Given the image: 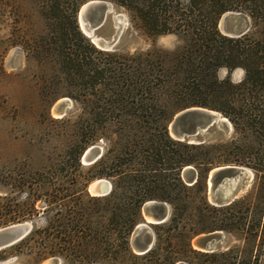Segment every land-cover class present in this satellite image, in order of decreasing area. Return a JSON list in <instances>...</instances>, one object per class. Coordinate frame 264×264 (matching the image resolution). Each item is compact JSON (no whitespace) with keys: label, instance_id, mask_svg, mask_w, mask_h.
<instances>
[{"label":"rangeland","instance_id":"obj_1","mask_svg":"<svg viewBox=\"0 0 264 264\" xmlns=\"http://www.w3.org/2000/svg\"><path fill=\"white\" fill-rule=\"evenodd\" d=\"M40 3V0H0V227L21 221L31 223L29 238L0 249V264H43L49 257H59V264H264V218L260 216L256 224L251 221V213L257 211V207L249 209L244 203L214 205L217 209L210 212V219L225 221L227 217H234L237 220L235 228L217 229L226 234L227 243L214 251H199L190 243L195 235L209 231L191 233L188 220H181L178 226L170 221L172 208L166 201V178L169 176V173L166 174L164 152L166 140L161 125L165 124L168 134L167 125L173 114L187 106L182 107L169 99L166 89L160 86L153 87L144 95H135V102L164 105L169 116L167 120L161 118L163 114L148 122L141 120L140 123L148 128L134 129L135 133L141 135L140 138L135 137L134 146L131 143L124 146L123 137L113 132L117 120H120L116 117L115 109L112 121L116 123L107 126L105 122L106 108L116 105L117 100L113 99L114 80L120 72H130L133 67L135 72L141 68L144 72L160 75L159 61L164 58L167 74L171 68L170 58L181 51L193 57L197 55L195 46L174 33L145 35L132 25L128 12L112 2L113 10L122 13L125 18L122 39L130 46L126 49L102 50L93 44L101 53L85 49L91 61L88 66L101 68L100 76L93 70L77 74L70 72L69 76L66 69L61 70L58 64L60 58L42 52L36 41L40 35L48 32L49 26ZM238 14L246 16L247 32L250 28L249 17L242 12ZM105 26L107 24L95 33L106 32L108 27ZM165 44H171L174 48L170 50ZM148 50L152 55L150 61L146 62L143 54ZM216 76H228L236 82L242 78L243 71L241 68L228 71L225 67H219ZM144 96L150 98L146 100ZM59 98H67L69 106L57 115L51 109ZM166 100L169 101L166 103ZM228 122L230 130L225 137L203 143H223L225 147L222 149L229 153H236L235 142L256 146L255 137L249 130L244 128L243 133L237 134L235 127ZM151 133L156 138L153 145L147 141L152 137ZM94 144L100 147L101 155L99 165L92 166L93 162L87 164L82 161V153ZM132 147L139 149L134 156L129 152ZM145 152L151 155L143 154ZM260 163L263 164V160L260 159ZM185 166L194 171L191 165H184L179 175L186 185H190L186 182L188 175L182 176ZM240 166L252 171V178L242 197L255 185H263L264 177L257 178L254 169ZM99 171L102 175L94 176ZM128 172L135 174L137 179L133 185L124 177V173ZM98 178L106 179L110 184L109 191L102 195L108 200L86 201L85 193L98 197L87 189ZM132 189L136 194L151 193L154 197L149 199H158L170 205L168 219L151 225L154 242L151 251L148 250L150 252L146 254H136L130 248L129 237L134 226L128 236L132 255L119 252L122 250L119 224H115L114 220L107 222L105 218L109 215L107 204L109 209L117 200L124 201L127 192ZM174 191L179 193L178 184L174 186ZM71 192L80 193L92 223L84 222L87 224L78 228L71 220L78 215L75 212L76 204L67 197L52 198L54 193ZM187 193L193 194L186 198L190 203L201 206L206 199L211 204L206 180L204 188L202 185L199 190ZM258 200L255 199V202ZM261 200L264 206V198ZM141 205L136 223L143 220ZM46 220H50L51 224L48 225ZM99 233L101 248L92 241V237ZM51 236L54 239L48 246L50 241L47 239ZM40 243L43 245L41 250Z\"/></svg>","mask_w":264,"mask_h":264},{"label":"trees","instance_id":"obj_2","mask_svg":"<svg viewBox=\"0 0 264 264\" xmlns=\"http://www.w3.org/2000/svg\"><path fill=\"white\" fill-rule=\"evenodd\" d=\"M86 0H40L44 18L48 21V32L40 35L36 41L45 54H55L58 64L67 70L69 76L79 72H95L100 76L102 69L91 68L90 57L87 49L101 53L78 29L76 22V10ZM124 8L132 25L147 36L163 33H174L182 37L184 41L195 46L197 55L189 56L188 52H179L169 60L171 67L166 74V61L160 59V75L144 72L138 69L130 72H120L113 89L116 105L107 107L105 110V122L107 126L113 120L114 109L117 120L115 134L123 137L124 146L129 143L135 145V137L141 135L134 129L142 127L140 121L148 122L158 114L161 118L169 116L167 108L160 104L135 102V95L149 93L153 87H164L168 98L183 106H200L215 109L221 112L236 129V133H243V129L249 130L254 135L256 146L250 143H234V151L225 152L223 143L204 144L187 143L172 139L165 131V124L161 125L162 134L166 140V201L171 204L172 212L170 221L178 226L181 220H188L191 233L197 231H212L217 229L230 230L235 228L237 220L233 217L225 218V221L210 219V212L217 209L214 205L203 200L201 206L190 203V195L187 191H196L204 188L208 171L218 165L233 164L245 165L254 169L257 178L264 177V0H109ZM226 11L242 12L249 17L250 28L247 32L234 37L221 34L217 28L218 19ZM86 49V50H85ZM143 60L149 62L152 55L146 51ZM128 67L131 65H127ZM147 69H152L146 66ZM225 67L228 71L241 68L243 76L233 82L228 76L218 78L216 69ZM92 77V75H90ZM147 100L150 97L144 96ZM169 100H166V103ZM105 123V124H106ZM140 132V131H139ZM143 132H147L143 130ZM142 132V133H143ZM148 142L153 145L156 138L151 133ZM90 141V140H89ZM181 147V149H180ZM133 148V147H132ZM139 149L129 152L134 156ZM140 150H148L140 148ZM233 149H230V151ZM249 155H245V153ZM148 154L149 153H143ZM249 156V157H247ZM247 158V159H245ZM249 158V159H248ZM263 160V164L260 163ZM99 159L91 165H99ZM191 165L195 172V181L186 185L179 175L182 166ZM129 182L134 183L135 174L124 173ZM99 171L94 176H100ZM139 181H137L138 183ZM180 186L179 193H175L174 186ZM132 186L130 185V188ZM124 201L117 200L110 205L105 218L107 222L114 220L119 224L118 236L122 241V250L119 252L132 255L128 246L129 233L136 223L139 207L144 200L154 197L151 193H139L132 189L127 192ZM70 198L76 204V218H72L75 225L80 228L85 224L92 223L90 214L85 207L86 202L78 192L70 194H52L53 199ZM87 200H108L105 196L90 197L85 193ZM161 198V197H158ZM255 202V199H258ZM264 183L254 186L246 195L233 200L225 206L244 203L252 211L251 221L256 224L260 216L264 218ZM158 200V199H157ZM178 200V201H176ZM161 201V200H160ZM202 210L206 211L203 212ZM50 225V220H46ZM83 222V223H82ZM87 222V223H84ZM114 230V229H113ZM183 230V229H182ZM254 231L255 229H251ZM97 231V230H96ZM30 232L20 240L29 238ZM100 233L92 237V241L100 247ZM54 237L48 238V246L52 244ZM91 240V238H90ZM40 245V250L43 245ZM101 248V247H100ZM151 251V250H150ZM149 251V252H150ZM148 251L143 253H149ZM220 254H223L220 253Z\"/></svg>","mask_w":264,"mask_h":264},{"label":"water","instance_id":"obj_3","mask_svg":"<svg viewBox=\"0 0 264 264\" xmlns=\"http://www.w3.org/2000/svg\"><path fill=\"white\" fill-rule=\"evenodd\" d=\"M114 4L108 0H87L79 5L76 12L78 28L92 44L102 50L114 48L126 49L130 45L122 39L125 18L122 13L113 10ZM108 27L106 32H96L100 27ZM221 34L229 37L239 36L248 29L247 18L238 12L226 11L218 19ZM240 69V68H238ZM67 98H59L52 106V113L60 115L69 106ZM168 134L180 141L203 143L208 140L223 138L230 130L226 117L219 111L187 106L173 114L167 125ZM101 155L98 145L88 146L82 153V161L90 164ZM191 169V170H190ZM187 176V183L195 181V172L191 167L182 169V176ZM252 178V171L240 165H221L211 168L206 176L209 201L213 205H226L239 198L247 189ZM102 183L103 189H98ZM109 182L98 178L87 187L89 193L96 196L109 191ZM143 220L136 223L130 233L129 244L136 254L151 249L154 234L151 225L166 221L170 215V205L164 201L149 199L141 205ZM31 229L29 221L14 222L0 227V249L11 246L21 240ZM226 234L222 230H213L195 235L191 245L199 251H214L226 245ZM59 257H49L43 264H59Z\"/></svg>","mask_w":264,"mask_h":264},{"label":"clouds","instance_id":"obj_4","mask_svg":"<svg viewBox=\"0 0 264 264\" xmlns=\"http://www.w3.org/2000/svg\"><path fill=\"white\" fill-rule=\"evenodd\" d=\"M170 40H172V39H175V38H169ZM165 46L168 48V49H173L174 48V46L173 45H171V44H165Z\"/></svg>","mask_w":264,"mask_h":264},{"label":"bare ground","instance_id":"obj_5","mask_svg":"<svg viewBox=\"0 0 264 264\" xmlns=\"http://www.w3.org/2000/svg\"><path fill=\"white\" fill-rule=\"evenodd\" d=\"M73 104V103H72ZM71 110V109H70ZM103 187H104V185L102 184V183H100L99 185H98V189H103ZM230 241V240H229Z\"/></svg>","mask_w":264,"mask_h":264}]
</instances>
